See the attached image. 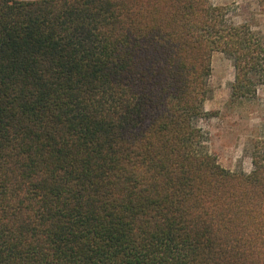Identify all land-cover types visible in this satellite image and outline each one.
Listing matches in <instances>:
<instances>
[{
  "label": "trees",
  "instance_id": "1",
  "mask_svg": "<svg viewBox=\"0 0 264 264\" xmlns=\"http://www.w3.org/2000/svg\"><path fill=\"white\" fill-rule=\"evenodd\" d=\"M211 0H0V264H264V157L225 168L200 121L264 39Z\"/></svg>",
  "mask_w": 264,
  "mask_h": 264
},
{
  "label": "rangeland",
  "instance_id": "2",
  "mask_svg": "<svg viewBox=\"0 0 264 264\" xmlns=\"http://www.w3.org/2000/svg\"><path fill=\"white\" fill-rule=\"evenodd\" d=\"M225 6L226 18L248 25L264 39V0H211ZM211 94L204 108L210 113L200 124L209 136V146L219 162L233 171H251L253 154L264 157V80L254 96L233 97L236 71L233 61L216 50L211 58Z\"/></svg>",
  "mask_w": 264,
  "mask_h": 264
}]
</instances>
